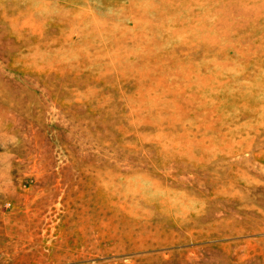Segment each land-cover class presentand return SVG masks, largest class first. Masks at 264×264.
<instances>
[{"label":"rangeland","instance_id":"rangeland-1","mask_svg":"<svg viewBox=\"0 0 264 264\" xmlns=\"http://www.w3.org/2000/svg\"><path fill=\"white\" fill-rule=\"evenodd\" d=\"M0 264H264V0H0Z\"/></svg>","mask_w":264,"mask_h":264}]
</instances>
